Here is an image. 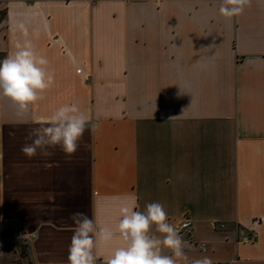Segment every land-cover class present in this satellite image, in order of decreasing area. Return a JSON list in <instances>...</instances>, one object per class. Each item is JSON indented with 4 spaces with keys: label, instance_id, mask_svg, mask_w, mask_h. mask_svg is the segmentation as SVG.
<instances>
[{
    "label": "crops",
    "instance_id": "obj_1",
    "mask_svg": "<svg viewBox=\"0 0 264 264\" xmlns=\"http://www.w3.org/2000/svg\"><path fill=\"white\" fill-rule=\"evenodd\" d=\"M221 4L0 0V59L31 39L54 71L29 112L0 98V257L21 240L32 264H68L72 213L114 226L137 197L188 226L189 261L264 264V0L231 17ZM72 103L99 128L70 156L28 158L31 130Z\"/></svg>",
    "mask_w": 264,
    "mask_h": 264
},
{
    "label": "clouds",
    "instance_id": "obj_2",
    "mask_svg": "<svg viewBox=\"0 0 264 264\" xmlns=\"http://www.w3.org/2000/svg\"><path fill=\"white\" fill-rule=\"evenodd\" d=\"M249 4L250 0H222L220 12L238 16ZM17 29L24 34L28 32L23 23ZM49 63L46 56L37 52L31 39L17 42L15 51L0 59V98L11 101L18 116L29 112L52 87L54 71ZM98 128L99 124L82 112L78 104H65L47 118L44 126L31 130L28 136L31 143H25L21 151L32 158L38 152L51 155L48 149L59 146L70 156L77 151L86 129L95 132ZM137 208V197L126 198L114 226H97L87 214L72 213L75 228L68 248V264H97L100 249H107L105 264H178L181 260L185 264H213L207 256L189 261L185 252L189 245L168 222L161 203H147L143 211ZM153 228L161 235H154ZM165 249L170 254H165Z\"/></svg>",
    "mask_w": 264,
    "mask_h": 264
},
{
    "label": "rangeland",
    "instance_id": "obj_3",
    "mask_svg": "<svg viewBox=\"0 0 264 264\" xmlns=\"http://www.w3.org/2000/svg\"><path fill=\"white\" fill-rule=\"evenodd\" d=\"M6 250L0 257V264H28L26 244L23 241H12Z\"/></svg>",
    "mask_w": 264,
    "mask_h": 264
},
{
    "label": "built area",
    "instance_id": "obj_4",
    "mask_svg": "<svg viewBox=\"0 0 264 264\" xmlns=\"http://www.w3.org/2000/svg\"><path fill=\"white\" fill-rule=\"evenodd\" d=\"M214 227L217 228V229H224L225 228V225L224 224H214ZM188 228V226H184V227H179L177 228L179 230V234L182 232L183 229H186ZM255 238V235L251 238V239H254Z\"/></svg>",
    "mask_w": 264,
    "mask_h": 264
},
{
    "label": "trees",
    "instance_id": "obj_5",
    "mask_svg": "<svg viewBox=\"0 0 264 264\" xmlns=\"http://www.w3.org/2000/svg\"><path fill=\"white\" fill-rule=\"evenodd\" d=\"M28 258V257H27ZM28 264H32L29 260H28Z\"/></svg>",
    "mask_w": 264,
    "mask_h": 264
}]
</instances>
